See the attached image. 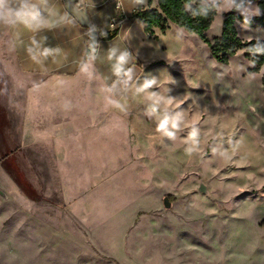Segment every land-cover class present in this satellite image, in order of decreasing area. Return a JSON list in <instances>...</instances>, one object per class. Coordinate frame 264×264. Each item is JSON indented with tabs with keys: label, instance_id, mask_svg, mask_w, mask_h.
<instances>
[{
	"label": "rangeland",
	"instance_id": "1",
	"mask_svg": "<svg viewBox=\"0 0 264 264\" xmlns=\"http://www.w3.org/2000/svg\"><path fill=\"white\" fill-rule=\"evenodd\" d=\"M133 6L127 0L125 12ZM229 12L216 14L210 40ZM242 23L244 41L264 31L261 21L250 22L251 31ZM143 27L132 18L98 50V70L69 103L85 128L58 149L52 141L22 145L24 92L0 25V264H264V66L250 72L245 50L221 64L197 35L184 30L178 39L172 24L155 37ZM113 46L132 53L135 75L108 92ZM152 77L159 83L150 91L173 98L170 107L184 114L175 138L156 131L163 113L145 115L147 93L134 95ZM5 153L38 200L5 182Z\"/></svg>",
	"mask_w": 264,
	"mask_h": 264
},
{
	"label": "crops",
	"instance_id": "2",
	"mask_svg": "<svg viewBox=\"0 0 264 264\" xmlns=\"http://www.w3.org/2000/svg\"><path fill=\"white\" fill-rule=\"evenodd\" d=\"M83 1L92 23L97 29L106 33V36H101L100 31H98V43L100 45L98 50L106 41L112 40L106 38L110 32L115 30L110 25L111 21L114 18L122 20V26L118 28L119 36L125 24L132 18L135 19L134 13L138 7L134 5L131 14H127L125 12L127 0ZM52 4L58 12L67 13L68 22L61 27L41 34L48 37V45L60 49L59 53L54 57H50L43 67L34 64L28 58L24 47L19 43V40L22 39L24 45H26L32 35L31 33L22 28L18 30L8 28V36L11 45L13 42L17 44L15 50L12 46L11 50L15 61L14 70H16L18 76L17 83L24 92L22 145L30 146L52 141L58 149H61L64 141L68 138V133L83 131L86 125L82 118H73L69 103L75 95L77 97L81 96L82 85L85 82L88 83L87 74L89 73H80L78 65L82 59L86 42L89 40L87 34L89 29L82 26L69 13L63 0H52ZM37 38L39 39V36ZM97 66H100V61L96 59L93 61L89 72L98 70ZM34 84L39 85V87L34 88ZM6 116L7 128L10 126L7 110ZM2 141L0 139V142ZM1 146L5 145L1 143ZM9 176V174H7V177L4 175L5 182L8 185L13 184L18 187ZM9 180L12 181V184Z\"/></svg>",
	"mask_w": 264,
	"mask_h": 264
},
{
	"label": "clouds",
	"instance_id": "3",
	"mask_svg": "<svg viewBox=\"0 0 264 264\" xmlns=\"http://www.w3.org/2000/svg\"><path fill=\"white\" fill-rule=\"evenodd\" d=\"M132 2L135 6H147V0H132ZM184 11L192 17L202 18H207L212 12L222 14L228 11H236L243 17L242 27L249 31H251V19L264 14V9L254 4L253 0H185ZM67 22V13L58 12L52 4V0H0V25L12 30L22 28L32 34L26 45H24L22 39L19 40V43L24 47L28 58L41 67L50 57H54L60 51L58 47L48 45V37L41 34L61 27ZM95 31H100L101 36H106V33L97 29L95 25L89 28L87 33L89 40L86 42L82 59L78 65L79 72L83 74L89 73L93 61L97 58L100 45L93 35ZM256 32V35H250L247 38L250 46L246 51L253 57L264 55V44L260 42L261 39H264V31L257 29ZM183 35L184 30L182 28L178 29L177 38H182ZM253 40H255V43L251 44ZM11 46L15 50L17 44L13 42ZM107 60L110 62L111 72L116 80L113 82L112 87L106 89V91L111 92L117 84L130 86L129 82L133 80L135 75L132 53L127 49L119 50L113 46L108 49ZM255 63L254 59L250 62V65L255 67ZM158 83L156 77L145 79L138 87H135L134 95L147 93V98L152 103L145 111V115L152 117L158 111L163 113V118L156 120V131L168 138H175V130L180 128L182 124L185 125V117L182 111H176L170 107L174 104L173 98L165 99L160 94L150 91L154 86L157 87ZM33 87H39V85L34 84ZM108 103L123 109V105L119 101L108 100ZM180 103H175V108L178 109ZM170 113H174V115L170 116ZM191 127L192 131L188 139L192 141L194 146H197L199 144L197 139L198 130L194 126ZM186 151L190 154L193 148L190 147Z\"/></svg>",
	"mask_w": 264,
	"mask_h": 264
},
{
	"label": "trees",
	"instance_id": "4",
	"mask_svg": "<svg viewBox=\"0 0 264 264\" xmlns=\"http://www.w3.org/2000/svg\"><path fill=\"white\" fill-rule=\"evenodd\" d=\"M154 0H147V7L138 6L134 17L143 23L144 33L147 36L155 37V30L161 29L165 31L169 24L182 28L189 34L197 35L205 43L208 44L212 57L221 64H229L231 58H233L238 51L245 50V56L249 60L255 59V67H252L250 72L258 73L264 66V55L253 57L246 49L250 46L248 41H244L238 33L236 23L238 20L243 21V17L236 11H230L224 16L222 33L220 37L210 40L207 32L211 28L213 21L215 20L216 12H212L207 18L192 17L184 11L185 0H157V8H151ZM264 9V0H253ZM261 21L264 23V14L259 18L251 19L253 21ZM119 34V29H115L107 35V39H113ZM264 44V40L260 41ZM255 40L251 41L254 44ZM264 84V77H263ZM5 110V109H4ZM6 114V110H5ZM14 157V155H13ZM3 161L5 164V170L18 185L21 191L30 199L38 200L34 195L32 185L24 178L19 166L16 162H9L8 153L3 154ZM16 161V158H15ZM170 201L175 198L171 195L167 196Z\"/></svg>",
	"mask_w": 264,
	"mask_h": 264
},
{
	"label": "water",
	"instance_id": "5",
	"mask_svg": "<svg viewBox=\"0 0 264 264\" xmlns=\"http://www.w3.org/2000/svg\"><path fill=\"white\" fill-rule=\"evenodd\" d=\"M63 2L69 13H71L82 26L89 29L94 25L83 0H63ZM93 35L95 40L98 42V31H95ZM200 190L205 191L204 185L201 186ZM171 204L172 202L170 199L166 197L164 200L165 207L169 208Z\"/></svg>",
	"mask_w": 264,
	"mask_h": 264
},
{
	"label": "built area",
	"instance_id": "6",
	"mask_svg": "<svg viewBox=\"0 0 264 264\" xmlns=\"http://www.w3.org/2000/svg\"><path fill=\"white\" fill-rule=\"evenodd\" d=\"M119 7H120V5H119ZM121 24H122V20L119 18H114L110 23L111 27L116 28V29H118Z\"/></svg>",
	"mask_w": 264,
	"mask_h": 264
}]
</instances>
